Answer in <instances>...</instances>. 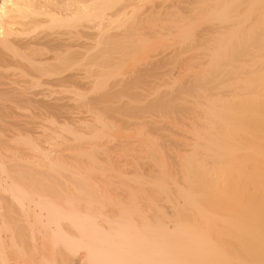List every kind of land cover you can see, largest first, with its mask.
I'll use <instances>...</instances> for the list:
<instances>
[{
  "label": "bare ground",
  "instance_id": "6f19581e",
  "mask_svg": "<svg viewBox=\"0 0 264 264\" xmlns=\"http://www.w3.org/2000/svg\"><path fill=\"white\" fill-rule=\"evenodd\" d=\"M0 264H264V0H0Z\"/></svg>",
  "mask_w": 264,
  "mask_h": 264
},
{
  "label": "rangeland",
  "instance_id": "374dc122",
  "mask_svg": "<svg viewBox=\"0 0 264 264\" xmlns=\"http://www.w3.org/2000/svg\"><path fill=\"white\" fill-rule=\"evenodd\" d=\"M119 87H120V85H119ZM119 87H118V85H116L114 88H113V91H114V89H116V90H118L119 89ZM164 88H161V90H163ZM141 91V92H139V91ZM82 91V93H87L86 94V98H90V97H94L95 96V94H92L89 90H81ZM146 91V90H145ZM144 90H142V89H137V90H135V93L137 94V95H147V99H149V98H153V95L155 96V94L153 93V95H151V96H149L148 97V92H145ZM84 93V94H85ZM144 93V94H143ZM145 95V96H146ZM124 100V99H123ZM145 102H146V100H144V101H142V102H140V103H138V105H143V104H145ZM84 108V109H83ZM88 108V109H87ZM96 106L95 105H91V107H90V105H85L84 107H80V108H78V109H74V111L73 112H69L68 114H66L67 115V118H61V120H64L65 122H67V123H69L70 125H73L74 126V123L76 122V123H78L77 125H78V128H83L84 127V125L83 124H81L80 125V123L79 122H77L78 121V119H80V118H84L85 117V119H83V120H85L86 122H90V121H88V120H90L91 119V121H94V118H96V116L97 117H101V118H104L105 119V121H107L108 119L110 120H108V122H109V124L110 125H116V126H123L125 123L124 122H126V121H129V118H128V120L126 119V117L124 116V115H122L121 114V112H120V114L121 115H119L116 111H115V109L114 110H111V111H109V112H107V110H103L102 112H101V110L103 109L102 108V106H99L98 105V107L96 108ZM81 109V110H80ZM83 109V110H82ZM89 109H91V110H89ZM93 109H95V112H93V113H91V115H90V113L88 114V110H89V112H92V110ZM100 110V111H99ZM94 111V110H93ZM112 111H114V113H112ZM105 112V113H104ZM74 114V115H73ZM88 114V115H87ZM94 114V115H93ZM103 114V116H101ZM109 114H110V116H111V118H108V116H109ZM90 115V116H89ZM94 116V118H93V116ZM106 115V116H105ZM187 115V114H186ZM117 116V117H116ZM66 117V116H65ZM74 117V118H73ZM76 117V118H75ZM87 117V118H86ZM150 117H151V119H155L156 118V116L155 115H152V114H150V116L149 115H147V117H145V119H141V121L142 120H147V119H149L148 121H153V120H151L150 119ZM187 117H190V115H188ZM108 118V119H107ZM125 118V119H124ZM75 119H76V121H75ZM118 119V120H117ZM69 121V122H68ZM72 121H74V122H72ZM136 121H138L137 119L136 120H133V119H131V123H134V122H136ZM187 121V120H186ZM72 122V123H71ZM113 122V123H112ZM117 122H120V124L119 123H117ZM75 123V124H76ZM121 123H123V124H121ZM92 124H95V123H92V122H90V126L92 127V126H94V125H92ZM161 124V123H160ZM160 124L159 123H157V125H159L160 126ZM81 127H80V126ZM83 125V126H82ZM124 126H126V125H124ZM75 127H77L76 125H75ZM166 132H168V131H170V130H165ZM164 130L163 131H160L159 133L161 134V135H163V134H166V136L168 137V135H169V132L168 133H166ZM173 131H174V129H173ZM165 139V140H164ZM164 139H161L162 141L160 142L161 144H166V143H168V144H170V139H169V141H168V139L165 137ZM177 139H178V136H176V137H174V140H176L177 141ZM119 139H116V140H114V141H112V140H105V142L103 143V148L104 147H106V145L107 144H110V145H107V147L106 148H104V150L105 149H107V152H105V153H103L104 155H108L109 153H110V156H107L108 158H112V157H114L113 159H115V160H113V159H111V162L113 161V162H119V164H120V162L122 163L120 166H122L120 169L122 170V173L123 174H127L128 175V177H130L131 178V176L133 175V173H132V169H133V164H134V162L135 161H131V160H133V158L134 157H131V155L132 156H135L134 154H135V152H133V151H135V149H134V146H136V144H132V146L126 141V140H124V142H122V140L123 139H121L119 142H118V144H116L117 143V141H118ZM164 140V141H163ZM186 141L185 139H183V138H181L180 136H179V139H178V141ZM106 141H107V143H106ZM167 141V142H166ZM122 143V144H121ZM130 145V150L128 151V150H126V151H128V152H126L125 151V149H124V147H126V149L128 148L129 149V146L127 145ZM115 144V145H114ZM120 144V146H118ZM126 144V145H125ZM85 145V144H84ZM105 145V146H104ZM124 145V146H123ZM118 146V148H116ZM128 146V147H127ZM101 147V149H103ZM114 148V150L115 149H118L117 150V153H116V150H115V152H113V149H111V148ZM138 147V146H137ZM77 147H74V149H76ZM110 148V149H109ZM136 148V147H135ZM123 149V150H122ZM132 149H133V151H132ZM137 149V148H136ZM139 149V148H138ZM109 150H112V151H109ZM121 150H122V152L123 153H125V154H123L122 152H121ZM106 151V150H105ZM109 151V152H108ZM120 151V157L118 158V157H116L115 158V155L116 156H118L119 154H118V152ZM125 151V152H124ZM132 152H133V154H132ZM65 153H67V154H70V152L69 151H66ZM129 153V154H128ZM103 154H101L103 157H105V158H103L101 155H99V158L101 159V160H103V159H105L106 161H107V157L106 156H104ZM170 154V153H169ZM172 155H171V157L172 156H174L173 155V153H171ZM72 155V154H71ZM128 155H130L129 157H127ZM101 156V157H100ZM112 156V157H111ZM131 157V158H130ZM123 159H125L124 161H123ZM129 159V160H128ZM135 159V158H134ZM121 160V161H120ZM131 161V162H130ZM128 162H130V163H128ZM143 162H146V160H143ZM125 164H129L130 166H131V164H132V167H130V166H128V165H125ZM124 165H125V167H124ZM132 168V169H131ZM127 169V170H126ZM125 170V171H124ZM124 171V172H123ZM148 171V170H147ZM147 171H145V172H147ZM131 173V174H130ZM127 175H125V176H127ZM134 176V175H133ZM132 176V177H133ZM115 180V179H114Z\"/></svg>",
  "mask_w": 264,
  "mask_h": 264
}]
</instances>
